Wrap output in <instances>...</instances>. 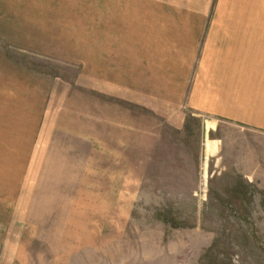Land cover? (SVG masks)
I'll list each match as a JSON object with an SVG mask.
<instances>
[{
	"label": "rangeland",
	"instance_id": "obj_1",
	"mask_svg": "<svg viewBox=\"0 0 264 264\" xmlns=\"http://www.w3.org/2000/svg\"><path fill=\"white\" fill-rule=\"evenodd\" d=\"M254 23L264 0H0V264H264Z\"/></svg>",
	"mask_w": 264,
	"mask_h": 264
},
{
	"label": "crops",
	"instance_id": "obj_2",
	"mask_svg": "<svg viewBox=\"0 0 264 264\" xmlns=\"http://www.w3.org/2000/svg\"><path fill=\"white\" fill-rule=\"evenodd\" d=\"M257 25H260V24H258V23H254L253 24V33H255L256 35H258L259 34V38H261V42L262 43H264V27H257ZM243 28L241 27L240 28V30H239V32H237V33H235L236 34V36H235V38L236 37H238L241 33H248L249 31H246V30H242ZM262 61V63H261V70H260V73H261V75H262V78H261V80H263L264 81V76H263V74H264V57H263V59L261 60ZM196 99V97H194V100ZM215 129V127H214V124H211V123H209L208 124V126H207V129ZM207 151H209V148L207 147ZM215 151V150H214Z\"/></svg>",
	"mask_w": 264,
	"mask_h": 264
}]
</instances>
